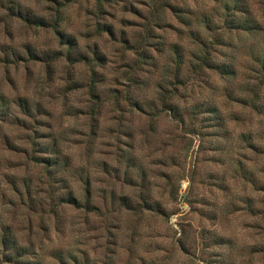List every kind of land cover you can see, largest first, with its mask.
I'll return each instance as SVG.
<instances>
[{"label": "rangeland", "instance_id": "obj_1", "mask_svg": "<svg viewBox=\"0 0 264 264\" xmlns=\"http://www.w3.org/2000/svg\"><path fill=\"white\" fill-rule=\"evenodd\" d=\"M63 1L0 0V227L11 224L44 264H264V114L243 102L254 93L264 101V68L251 57L264 46V0H247L262 27L257 33L238 38L217 29L223 40L212 55L236 67L230 77L195 69L196 41L169 9L144 45L156 67L136 68L137 56L121 37L134 43L146 35L151 0L103 1L100 13L96 0H66L59 30L72 35V49L93 60L97 44L104 54L95 65L94 118L88 88L95 62L69 60L68 43L51 24L13 14L19 7L50 23ZM171 1L192 11V26L205 36L196 23L202 12L221 23L224 0ZM96 21L112 25L114 34L97 33ZM173 45L184 57L176 80ZM33 52L52 57L49 65ZM164 87L183 120L162 110ZM17 97L28 99L31 115L21 112ZM208 104L221 119L193 112ZM33 139L42 143L36 150ZM46 155L56 159L54 167L39 162ZM86 186L98 211L61 205L57 216L49 211L68 190L83 203ZM144 200L150 209L142 208ZM56 249L66 263L51 256ZM1 252L0 264H14Z\"/></svg>", "mask_w": 264, "mask_h": 264}, {"label": "trees", "instance_id": "obj_2", "mask_svg": "<svg viewBox=\"0 0 264 264\" xmlns=\"http://www.w3.org/2000/svg\"><path fill=\"white\" fill-rule=\"evenodd\" d=\"M71 1V0H67ZM103 1L105 2H113L114 0H96L95 1V7L96 12L100 13ZM66 0H64L62 3H59V7L55 8V15L50 23L46 21L44 17L37 16L35 14L29 13L26 9L16 8L15 11L12 12V7L10 12L13 13L18 18L22 19L23 21L27 23L34 24L36 26H46L51 24V26L54 27V30L57 31V33L60 35L61 38L66 39V42L68 43V49L65 53L66 58L70 60V58L73 57L75 61L82 60L85 64L91 65V63L94 61L90 66V82H89V88H88V94L91 98V100L94 101L93 106L91 107V118H94L99 107H100V100H99V72L95 69V65H98L96 63L102 62V59L104 57V54L99 50L98 45L94 44L92 46V52H93V60L88 59L87 55L84 53H81L80 51H76V48L72 49V46L76 44L75 40L73 39L71 34H66L65 32H62L59 30L60 21L62 20V12L63 7L65 6ZM57 3V2H56ZM150 7V18L149 20L146 19V26L145 32L146 35H143L142 39H138L134 43H129L128 39L125 37H121L123 40L122 42H126V48L132 50L136 57V61L134 62V66L136 68H144V66H149V68H154L157 65L156 59L150 55V51L147 48H144V45H147L152 35V26L158 25L162 22V12L164 9H169L171 12L175 14V16L178 18V21L180 23H183L188 27V34L193 38V40L196 41V48L192 51V56L196 57L198 59V62L195 65V69L198 71L201 67H206L213 69L217 71L218 73L225 75L227 77L233 76L236 74V67L227 61H221L218 62L215 58H213L212 52H215V48L220 45V40H223V35L221 32L217 31L218 28H222L223 31H226L228 33L235 32L234 34H237V37L240 38L243 34H253L257 33L262 29L260 22L255 18L253 15V12L248 4L247 0H224L221 4L220 10L222 11L219 15V20H221V23L215 22L213 19L214 15H211L207 12H202L200 16L197 18L196 23L199 26V23L202 22L203 29L205 32H207L208 35H203L199 29H195L194 26H192V11H184L175 3H173L171 0H151V3L149 4ZM96 32L97 33H107L109 35L114 34V28L112 25L96 21L95 23ZM220 24V26H219ZM218 32V33H213ZM150 37V38H149ZM134 44V47H133ZM153 50H159L156 47H153ZM173 53L175 55L174 60L172 61L173 65V80L177 79L182 65L184 63V57L183 54L180 52V46L179 45H173L172 47ZM33 55L37 60H41L43 62H46V65H49L50 60L52 57H37L38 55L33 52ZM77 56V57H75ZM215 57V56H214ZM226 57V56H224ZM230 57V56H227ZM233 57V56H232ZM251 57H255V60L260 63L261 67L264 68V46L260 53H256L255 51H251ZM103 63V62H102ZM143 82V81H142ZM141 83V82H137ZM165 90H163L161 94L160 104L162 107V110L169 111L174 116L180 118L181 117L180 111L176 108V106L172 105L170 102L171 95H166L167 89L164 87ZM129 102H133V105L137 106L138 100H134L133 98L127 94L125 96ZM3 98V97H1ZM248 102L249 105H251L252 109L257 111L260 114H264V101H260L258 95L255 93L252 96V99L249 101L245 100L243 101ZM250 102V103H249ZM15 103L17 106L21 108V112L27 115L32 114V106L29 103L28 99L26 97H17L15 99ZM34 109L37 113H42L41 110H43V105L36 101L34 103ZM2 109H0V114ZM193 112H204L207 114H213L216 116V119H221V116L218 114V107L214 104H208L205 107H201L198 105V107H193ZM41 136V135H39ZM42 145L40 141H35L33 139L32 141V149L36 150V146ZM45 150H48L46 146H44ZM38 150V149H37ZM49 153L48 151H46ZM51 153V152H50ZM43 158L42 160H38L39 162H42L47 167H54L57 164L56 159H51L50 156L46 155V157H40ZM88 183V179L86 180ZM31 192V188L28 184H25V193L29 196ZM58 194V193H57ZM31 197V195H30ZM28 208L30 206H34V202L32 199H29ZM59 205L62 207L72 206L75 208H83L87 212H96L98 211V207L93 205L90 202L89 197V190L86 186V196L83 203H80L77 197H75L71 190L66 191L65 196H62L60 198V201L58 203L51 204L50 212L54 215L59 210ZM121 205L125 208H129L128 205V199L126 197H123L121 200ZM142 208L150 209L149 203L144 200ZM142 208H139V210H142ZM58 214H56L57 216ZM33 244L30 242H26L25 244L21 243L19 240L18 235L16 234L15 230L13 229L11 224L5 223L0 227V247H1V254L5 261L13 262L14 264H44L41 260L40 254L37 256H34L35 253L38 251L34 250ZM51 256L53 258H56L61 263H66V258L64 257L62 249H56L51 251ZM72 260L74 262H77V259L73 255Z\"/></svg>", "mask_w": 264, "mask_h": 264}]
</instances>
